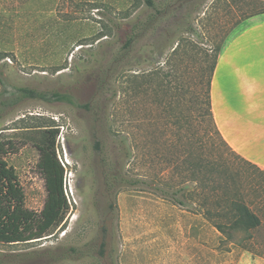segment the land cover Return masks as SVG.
<instances>
[{
    "label": "rangeland",
    "instance_id": "rangeland-1",
    "mask_svg": "<svg viewBox=\"0 0 264 264\" xmlns=\"http://www.w3.org/2000/svg\"><path fill=\"white\" fill-rule=\"evenodd\" d=\"M153 1L152 7L145 0H0V138L14 144L5 160L26 207L40 210L45 189L37 145L49 128L57 130L69 201L50 234L0 242V264H264V228L247 243L251 250L224 239L203 214L204 192L185 165L190 153L210 155L242 185L264 179L221 142L205 114L207 56L221 50L242 13L264 9V0ZM166 1L174 2L166 17L113 66L132 24ZM21 87L67 93L80 106L24 97ZM125 137L133 158L124 169L153 187L183 188L184 204L153 187L119 185L105 214L101 159L117 156ZM103 219L112 235L105 257Z\"/></svg>",
    "mask_w": 264,
    "mask_h": 264
},
{
    "label": "trees",
    "instance_id": "trees-1",
    "mask_svg": "<svg viewBox=\"0 0 264 264\" xmlns=\"http://www.w3.org/2000/svg\"><path fill=\"white\" fill-rule=\"evenodd\" d=\"M145 2L149 6H154L153 0H145ZM173 4L174 2L166 1L160 9L155 10V13L149 14L144 22L136 20L132 24L130 33L123 44V52L117 54L112 60L113 66L128 55L132 46L142 34L157 27L158 20L161 17H166ZM259 13H264V9L251 11L247 14L245 12L242 13L234 22V26L244 19ZM219 50L220 47H217L214 55L207 56L210 57V62H208L207 66L208 78L206 80L205 114L209 117L212 129L220 138L221 142L232 153L236 154L245 163L252 166L255 171H259L264 176V170L241 157L227 144L215 124L211 110L210 81ZM17 90L24 97L38 98L41 100H63L80 106L67 93L57 91L48 93L26 87H21ZM56 135L57 130L49 128L42 143L37 145L39 150L37 168L43 177L45 189L43 206L38 211L26 207L24 192L19 183L18 176L14 168L8 165L5 160V156L9 153L10 149H14L12 140L0 138L1 243L12 244L34 241L50 234L55 227L62 223L69 209V201L64 188L65 169L56 151ZM210 141L215 143L212 137H210ZM95 145L98 147V141H95ZM119 145L120 148L117 156L111 157L110 155H105L101 159L104 168L103 186L108 201L105 214L111 213L114 208V200L110 199V196L111 191L116 186H154L150 181L130 175L128 170L124 169L125 165L133 158L132 146L126 137L119 141ZM185 165L187 168L186 171L189 172L191 179L193 181L198 180L204 192L202 204L203 214L214 228L223 235L224 239L251 250L247 243L253 241L256 233L264 228V179L254 186L242 185L237 180L235 173L230 172L227 164L223 160L221 161L220 157L210 155L201 158L195 157L190 153ZM174 167L177 170L179 169L178 164H174ZM153 188L161 194L169 196L174 202L181 205L185 203L178 195L183 188L175 190L174 192L157 186ZM248 197H251V200ZM252 197H255V199ZM100 232L99 255L105 257V250L109 248L112 237L106 219L102 220Z\"/></svg>",
    "mask_w": 264,
    "mask_h": 264
},
{
    "label": "crops",
    "instance_id": "crops-1",
    "mask_svg": "<svg viewBox=\"0 0 264 264\" xmlns=\"http://www.w3.org/2000/svg\"><path fill=\"white\" fill-rule=\"evenodd\" d=\"M211 109L227 144L264 170V13L234 26L217 56Z\"/></svg>",
    "mask_w": 264,
    "mask_h": 264
}]
</instances>
